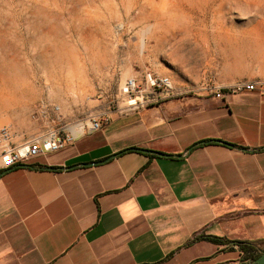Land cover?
<instances>
[{
  "label": "crops",
  "instance_id": "0c3cea01",
  "mask_svg": "<svg viewBox=\"0 0 264 264\" xmlns=\"http://www.w3.org/2000/svg\"><path fill=\"white\" fill-rule=\"evenodd\" d=\"M74 134L0 169V264H243L234 242L264 250L260 94L173 95Z\"/></svg>",
  "mask_w": 264,
  "mask_h": 264
},
{
  "label": "rangeland",
  "instance_id": "374dc122",
  "mask_svg": "<svg viewBox=\"0 0 264 264\" xmlns=\"http://www.w3.org/2000/svg\"><path fill=\"white\" fill-rule=\"evenodd\" d=\"M5 64L13 83L0 96V128L19 141L47 127L75 137L92 118L124 112V83L147 72L180 95L213 78L264 80V0H0ZM43 102L60 120L37 118Z\"/></svg>",
  "mask_w": 264,
  "mask_h": 264
},
{
  "label": "built area",
  "instance_id": "2783aa9c",
  "mask_svg": "<svg viewBox=\"0 0 264 264\" xmlns=\"http://www.w3.org/2000/svg\"><path fill=\"white\" fill-rule=\"evenodd\" d=\"M206 89L216 98L224 94H233L242 91L256 92L264 97V81H238L229 86L215 85L213 82ZM124 93L127 97L125 112H136L140 109L157 103L160 99L173 95H180L168 77L156 76L147 72L142 83L127 80L124 83ZM59 107L41 103L37 118L55 122L60 120ZM108 122V117H95L90 120L89 126H83L82 131L93 133L99 131ZM14 132L9 127L0 128V169L6 170L14 166L27 164L39 156H46L62 150L73 140L70 132L55 130L52 127L37 132L27 139H15ZM237 264V263H233Z\"/></svg>",
  "mask_w": 264,
  "mask_h": 264
},
{
  "label": "bare ground",
  "instance_id": "6f19581e",
  "mask_svg": "<svg viewBox=\"0 0 264 264\" xmlns=\"http://www.w3.org/2000/svg\"><path fill=\"white\" fill-rule=\"evenodd\" d=\"M45 56H47V55H45ZM52 56V55H51ZM33 59V58H32ZM48 59V58H47ZM6 60V59H5ZM51 60V59H50ZM53 60V59H52ZM52 60H51V62H52ZM58 60V59H57ZM9 61V60H8ZM31 61V60H30ZM1 62H2V60H1ZM35 62V61H34ZM48 63V62H47ZM53 63V62H52ZM11 64V63H10ZM46 64V63H45ZM45 64H44V66H45ZM19 66V65H18ZM11 67V66H10ZM16 67V66H15ZM20 67H21V65H20ZM19 67V68H20ZM17 68V67H16ZM23 68V67H22ZM47 68V67H46ZM45 68V69H46ZM10 68H9V66H7L6 64L5 65H0V96L2 97V96H4V93H5V91L7 92V91H9L10 90V88H11V86H12V83H13V76H10L9 74H8V70H9ZM32 69V68H31ZM34 69V68H33ZM30 70V69H29ZM21 71H23V70H21ZM28 71V70H27ZM31 71L32 70H30V72L29 73H31ZM35 71H37V70H35ZM25 72V71H24ZM49 72V71H48ZM20 73H22V72H20ZM35 73V72H34ZM32 74V73H31ZM22 75V74H21ZM35 75V74H34ZM37 75H38V72H37ZM24 76V75H23ZM16 78V77H15ZM26 78V77H25ZM24 78H22L21 80H23ZM26 80H28V79H26ZM30 83V82H29ZM24 84V83H23ZM21 85V84H20ZM29 86V85H28ZM24 89H27V88H24ZM23 89V90H24ZM33 90V89H32ZM13 92H14V90H13ZM20 93L22 92L21 90L19 91ZM25 92V91H24ZM26 93V92H25ZM7 94V93H6ZM82 131V127L80 126H78V127H76V131L74 132V133H80Z\"/></svg>",
  "mask_w": 264,
  "mask_h": 264
},
{
  "label": "trees",
  "instance_id": "16d2710c",
  "mask_svg": "<svg viewBox=\"0 0 264 264\" xmlns=\"http://www.w3.org/2000/svg\"><path fill=\"white\" fill-rule=\"evenodd\" d=\"M203 239H206L211 242L221 243L222 240L213 236H207ZM235 244L239 245L241 251L243 252V264H250L254 260H256L264 250H260L259 248L255 247L254 245L247 243V242H234Z\"/></svg>",
  "mask_w": 264,
  "mask_h": 264
},
{
  "label": "water",
  "instance_id": "95a60500",
  "mask_svg": "<svg viewBox=\"0 0 264 264\" xmlns=\"http://www.w3.org/2000/svg\"><path fill=\"white\" fill-rule=\"evenodd\" d=\"M131 150L132 151H138V152L145 153V154H153V155L163 156V157H172L169 155L165 156V155H162L160 153L153 152V151H146V150H139V149H131ZM113 157H115V156H112L111 158H113ZM174 157L180 158V156H174ZM250 264H264V251H262L261 255Z\"/></svg>",
  "mask_w": 264,
  "mask_h": 264
}]
</instances>
